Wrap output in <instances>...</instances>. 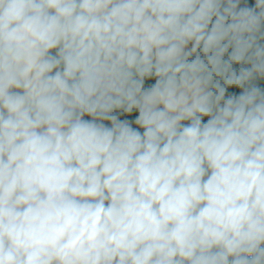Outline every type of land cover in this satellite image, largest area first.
Wrapping results in <instances>:
<instances>
[{"label":"clouds","instance_id":"9594fccd","mask_svg":"<svg viewBox=\"0 0 264 264\" xmlns=\"http://www.w3.org/2000/svg\"><path fill=\"white\" fill-rule=\"evenodd\" d=\"M0 264H264V0H0Z\"/></svg>","mask_w":264,"mask_h":264}]
</instances>
